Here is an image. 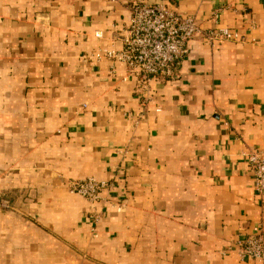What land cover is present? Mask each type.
<instances>
[{
	"label": "crops",
	"instance_id": "obj_1",
	"mask_svg": "<svg viewBox=\"0 0 264 264\" xmlns=\"http://www.w3.org/2000/svg\"><path fill=\"white\" fill-rule=\"evenodd\" d=\"M136 3L238 40L187 43L142 86L120 50ZM96 33L99 36H96ZM264 0H0V264H264L238 255L264 195ZM109 182L89 203L71 181Z\"/></svg>",
	"mask_w": 264,
	"mask_h": 264
},
{
	"label": "built area",
	"instance_id": "obj_2",
	"mask_svg": "<svg viewBox=\"0 0 264 264\" xmlns=\"http://www.w3.org/2000/svg\"><path fill=\"white\" fill-rule=\"evenodd\" d=\"M96 36H99L96 33ZM195 38L207 42L238 40L239 35L226 28L203 30L192 16L183 15L163 5L136 3L131 8V17L124 29L120 50H102L93 58L105 57L119 61L130 73L139 76L142 86L151 79L172 80L186 53L187 43ZM253 188L257 195H264V152L247 154ZM70 192L76 193L89 203L98 200L99 193H111L113 185L92 177L71 181ZM238 255L242 259L262 262L264 260V235L256 227L248 239L238 241Z\"/></svg>",
	"mask_w": 264,
	"mask_h": 264
},
{
	"label": "rangeland",
	"instance_id": "obj_3",
	"mask_svg": "<svg viewBox=\"0 0 264 264\" xmlns=\"http://www.w3.org/2000/svg\"><path fill=\"white\" fill-rule=\"evenodd\" d=\"M0 208L5 209V210H15L16 207L10 204L9 202H6L0 199Z\"/></svg>",
	"mask_w": 264,
	"mask_h": 264
}]
</instances>
